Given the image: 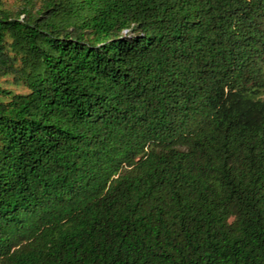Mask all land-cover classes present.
Returning <instances> with one entry per match:
<instances>
[{"label":"trees","instance_id":"16d2710c","mask_svg":"<svg viewBox=\"0 0 264 264\" xmlns=\"http://www.w3.org/2000/svg\"><path fill=\"white\" fill-rule=\"evenodd\" d=\"M0 79V264H264V0H0Z\"/></svg>","mask_w":264,"mask_h":264},{"label":"rangeland","instance_id":"374dc122","mask_svg":"<svg viewBox=\"0 0 264 264\" xmlns=\"http://www.w3.org/2000/svg\"><path fill=\"white\" fill-rule=\"evenodd\" d=\"M0 81H2L3 82V80L2 79H0ZM19 88H16V90H18Z\"/></svg>","mask_w":264,"mask_h":264}]
</instances>
